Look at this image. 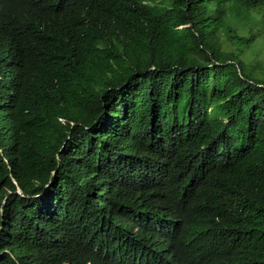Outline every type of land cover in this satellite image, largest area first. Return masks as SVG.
<instances>
[{
    "label": "trees",
    "instance_id": "obj_1",
    "mask_svg": "<svg viewBox=\"0 0 264 264\" xmlns=\"http://www.w3.org/2000/svg\"><path fill=\"white\" fill-rule=\"evenodd\" d=\"M264 0H0V264H264Z\"/></svg>",
    "mask_w": 264,
    "mask_h": 264
},
{
    "label": "rangeland",
    "instance_id": "obj_2",
    "mask_svg": "<svg viewBox=\"0 0 264 264\" xmlns=\"http://www.w3.org/2000/svg\"><path fill=\"white\" fill-rule=\"evenodd\" d=\"M252 53L246 51V55L253 59L254 64L260 63L264 68V40L259 41L252 47Z\"/></svg>",
    "mask_w": 264,
    "mask_h": 264
}]
</instances>
